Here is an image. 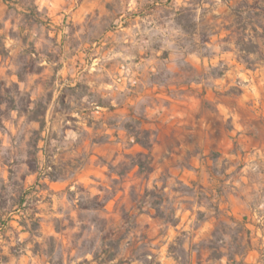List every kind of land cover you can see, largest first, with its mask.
Here are the masks:
<instances>
[{
	"label": "rangeland",
	"instance_id": "374dc122",
	"mask_svg": "<svg viewBox=\"0 0 264 264\" xmlns=\"http://www.w3.org/2000/svg\"><path fill=\"white\" fill-rule=\"evenodd\" d=\"M0 103V264H264V0H0Z\"/></svg>",
	"mask_w": 264,
	"mask_h": 264
},
{
	"label": "trees",
	"instance_id": "16d2710c",
	"mask_svg": "<svg viewBox=\"0 0 264 264\" xmlns=\"http://www.w3.org/2000/svg\"><path fill=\"white\" fill-rule=\"evenodd\" d=\"M189 14L190 13V9L189 8H181L177 14H176V21L178 23V25L181 27V29H185L186 30V26H184V15L185 14ZM254 31V30H253ZM245 33V32H244ZM238 48V52L239 53H243L245 55H249L250 52L249 50H247V48H245L244 46H240V44H237ZM1 105V103H0ZM144 134V138H140L138 134H135L133 136V142L139 146H141L143 149H145L148 153L147 154H138L133 158V165L135 167L138 168V172H151V156L149 153V150L151 149V143L148 139V133L147 132H143ZM141 158H144L146 160V163L141 162ZM134 159H138V160H134ZM23 227L24 224H23ZM176 241H179V239L177 238ZM224 256L220 255L217 256L215 259L216 260H222ZM178 259V258H175ZM227 259V263L226 264H243L242 260H241V255L238 253L235 254H229L226 256Z\"/></svg>",
	"mask_w": 264,
	"mask_h": 264
}]
</instances>
